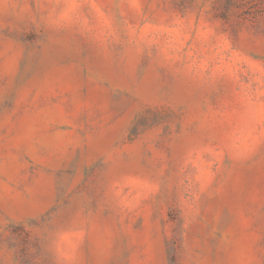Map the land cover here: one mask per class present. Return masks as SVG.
Listing matches in <instances>:
<instances>
[{
  "label": "rangeland",
  "instance_id": "1",
  "mask_svg": "<svg viewBox=\"0 0 264 264\" xmlns=\"http://www.w3.org/2000/svg\"><path fill=\"white\" fill-rule=\"evenodd\" d=\"M0 264H264V0H0Z\"/></svg>",
  "mask_w": 264,
  "mask_h": 264
}]
</instances>
